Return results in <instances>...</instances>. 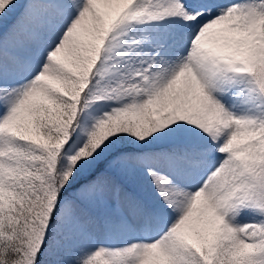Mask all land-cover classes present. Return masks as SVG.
I'll list each match as a JSON object with an SVG mask.
<instances>
[{
    "label": "snow or ice",
    "instance_id": "6c2138e0",
    "mask_svg": "<svg viewBox=\"0 0 264 264\" xmlns=\"http://www.w3.org/2000/svg\"><path fill=\"white\" fill-rule=\"evenodd\" d=\"M0 264H264V0H0Z\"/></svg>",
    "mask_w": 264,
    "mask_h": 264
}]
</instances>
